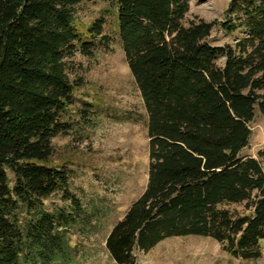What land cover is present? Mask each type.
Listing matches in <instances>:
<instances>
[{
    "label": "trees",
    "instance_id": "16d2710c",
    "mask_svg": "<svg viewBox=\"0 0 264 264\" xmlns=\"http://www.w3.org/2000/svg\"><path fill=\"white\" fill-rule=\"evenodd\" d=\"M83 1L0 0V264H75L72 238L95 227L67 171L49 165L52 140L70 130L62 121L75 94L66 59L91 55L103 34L97 21L84 40L75 22ZM112 1L148 116L149 171L144 193L107 236L110 257L135 264L137 252L195 236L232 257L261 258L264 168L240 154L255 109L264 115V0L230 3L220 25L245 36L222 47L207 42L218 22L185 24L190 0ZM59 192L69 205L48 210ZM230 204L246 213L231 214Z\"/></svg>",
    "mask_w": 264,
    "mask_h": 264
},
{
    "label": "rangeland",
    "instance_id": "374dc122",
    "mask_svg": "<svg viewBox=\"0 0 264 264\" xmlns=\"http://www.w3.org/2000/svg\"><path fill=\"white\" fill-rule=\"evenodd\" d=\"M232 1L190 0L185 24L218 22L207 42L215 47L234 45L245 31L229 34L220 25L226 21ZM97 21H103V34L93 42L91 55L78 50L66 59L75 94L62 121L70 130L52 140L54 154L49 163L67 171L70 193L95 217L93 229L79 231L72 238L78 245L75 264H116L106 249L107 236L144 193L149 171L148 116L126 62L112 0H84L76 7L75 22L84 40L91 42L86 32ZM224 63L225 58L219 59V66ZM249 128V145L240 156L254 157L264 168L259 157L264 152V115L258 108ZM8 174L14 182L12 173ZM45 204L53 210L69 202L59 192ZM224 209L233 215L246 213L244 204H230ZM136 256L135 264H264V242L262 257L256 260L232 257L216 240L195 236L167 239Z\"/></svg>",
    "mask_w": 264,
    "mask_h": 264
},
{
    "label": "water",
    "instance_id": "95a60500",
    "mask_svg": "<svg viewBox=\"0 0 264 264\" xmlns=\"http://www.w3.org/2000/svg\"><path fill=\"white\" fill-rule=\"evenodd\" d=\"M25 1H28V0H25Z\"/></svg>",
    "mask_w": 264,
    "mask_h": 264
}]
</instances>
